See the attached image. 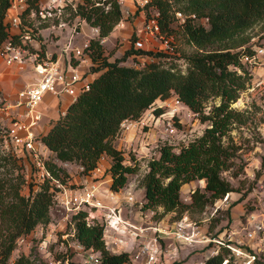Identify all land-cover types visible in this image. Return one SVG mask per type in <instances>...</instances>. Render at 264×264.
<instances>
[{
  "label": "trees",
  "instance_id": "obj_1",
  "mask_svg": "<svg viewBox=\"0 0 264 264\" xmlns=\"http://www.w3.org/2000/svg\"><path fill=\"white\" fill-rule=\"evenodd\" d=\"M9 4L10 0H0V45L14 37L9 34L5 18ZM149 8L158 12L160 32L167 34L172 32L176 12L184 16L182 32L194 47L193 52L183 56L184 70L174 64L165 65L162 52L140 48L129 53L151 56L142 67L123 65L119 59L109 61L100 41L122 19L118 0H83L77 7L73 16L98 29V37L90 40L87 50L91 71L96 75L90 80L89 89L81 92L44 134L35 137L50 152L42 157L49 176L40 178L36 190L29 188L28 195L21 193L26 180L19 156L13 152L0 156V264H9L20 237L38 225L49 224L55 195L60 190L55 180L66 185L69 178L62 163H75L82 174H88L107 156L109 189L117 192L125 186L127 175L136 172L138 166L123 163V152L114 145V139L123 121L137 120L156 100L175 96L208 125L187 144L176 147L164 143L159 147L158 157L148 162V170L140 181L144 189L142 207H162L163 213L174 212L179 219L184 209H201L235 190L222 173L234 165L237 147L231 139L225 143L223 137L233 123L243 122L242 113L230 106L251 79L247 63L242 60L254 53L247 31L263 23L264 40V0H151L144 7L145 18L150 17ZM216 98L219 103L211 105L206 113V104ZM162 112L161 107L153 109L154 116ZM194 180H202L204 186L193 189L190 204H184L180 199L181 186ZM87 215V210L71 215L78 244L84 250L99 252L98 264L128 263L130 254L112 252L104 239V224L99 221L87 225ZM245 248L251 252V248ZM12 264L47 262L31 246L28 254H20ZM202 264L235 263L230 250L220 246Z\"/></svg>",
  "mask_w": 264,
  "mask_h": 264
},
{
  "label": "rangeland",
  "instance_id": "obj_2",
  "mask_svg": "<svg viewBox=\"0 0 264 264\" xmlns=\"http://www.w3.org/2000/svg\"><path fill=\"white\" fill-rule=\"evenodd\" d=\"M141 10L143 13L140 12ZM128 11L122 12L124 24H119V22V25L116 24L107 37L101 39L104 54L108 56V60L119 59L123 65L142 67L151 59V56L129 53L137 50L134 47V42L139 40L143 44L140 49H147L154 53L162 52L164 56L161 61L166 62L165 65L174 64L184 70L183 56L193 52L194 47L186 41L182 32V18L175 14L171 33L160 32L150 35L143 31L146 10L134 7L130 8L132 12L127 13ZM155 12V9L149 8L150 15ZM182 17L184 16L182 15ZM262 28L263 23H258L247 31L250 37L249 44H251L254 53H257L256 50L260 48L264 50ZM83 30L84 33H89V25L85 24ZM83 36V34L77 36V41ZM63 37L67 38V31ZM166 37L170 38V48L168 49H165L163 45V40ZM50 38L54 41L57 37L50 35ZM246 67L251 75L250 83L230 106L242 113L243 122L233 123L228 135L223 137L225 143L232 142L237 147L236 158L233 160L234 165L222 173L235 190L207 203L201 209L191 206L184 209L181 214V217L187 216L188 220L194 223V230L199 232V235L205 233L214 241L205 245H186L171 239H159V250L154 264H202L204 259L210 255V251L218 249L220 246L216 240L226 242L229 238H232L231 245H238L237 242L241 240L245 247L251 248L256 263L264 264V167L261 168V160L264 157V51L256 57L254 63H247ZM23 74L29 76L16 66L3 67L0 65V100L2 99V102H16L17 91L24 85L23 76L25 75ZM174 98L175 96L167 98V102L164 104L160 100H156L137 120H134L137 122L136 124L128 127L127 125L120 126L121 130L118 137L114 139V145L123 152V163L137 164L138 169L127 175V182L122 189L117 191L118 194L115 195L114 192L111 193L107 189L103 174H97L94 177H91L93 171L82 174L81 167L75 163L61 164L69 174L65 186L78 187L90 181H101L96 182L99 197L105 204L118 207L123 217L129 222L142 226H158L162 229L174 228L181 217L178 219L174 212L163 213L162 207L143 208L144 189L140 185L142 177L148 170V162L158 157V149L162 144L168 143L176 147L187 144L200 136L208 125L207 122H201L187 106L181 102L176 103ZM218 103V98L209 101L206 104L205 112L208 113L211 105ZM158 104L161 105L163 112L159 116H154L153 109ZM172 109H175L174 113H170ZM10 111L13 112L11 114H16L13 110ZM10 118L11 116L0 113V156L7 152H13L20 157L19 161L23 165V174L26 180L21 188V193L28 195L29 188L37 189L42 173L35 165L29 151L27 152L20 146L15 147L8 137L7 130L12 122ZM21 119L24 120L23 117ZM46 129L47 121L40 120L33 126L34 136H39ZM171 129L175 130L171 132ZM177 150L176 148L175 151ZM36 151L40 157L48 154L42 153V155L38 149ZM98 163L102 164L100 160ZM0 170L2 169L0 168ZM236 171L238 173L233 175V172ZM259 171L260 174L257 176ZM104 173L106 174L105 171ZM87 175L90 178L85 181ZM203 186L202 180L184 184L180 189L181 201L184 204H190L191 191ZM127 194L132 195L133 201L127 200ZM50 213L49 224L38 225L28 235L17 240L15 249L9 258V264H12L20 254H28L31 246L36 247V251L47 264H58L59 262L84 264L85 251L81 249L74 237L72 213L66 211L57 199L53 203ZM87 216V221L97 223L100 220L101 212L92 211ZM252 218H255L254 223H248V219L251 221ZM256 223L261 227L260 230L255 227ZM247 229L256 230L255 237L250 241L245 237ZM147 232L150 233V231ZM230 234L232 237H229ZM145 241L146 238H133L118 231L109 232V237H105V242L112 252L126 251L130 254V261L126 264H142L143 256L140 249Z\"/></svg>",
  "mask_w": 264,
  "mask_h": 264
},
{
  "label": "built area",
  "instance_id": "obj_3",
  "mask_svg": "<svg viewBox=\"0 0 264 264\" xmlns=\"http://www.w3.org/2000/svg\"><path fill=\"white\" fill-rule=\"evenodd\" d=\"M150 1L132 0V3L135 7L144 8ZM82 3L83 0H32V2L30 0H10L6 11L8 31L14 37L0 45V58L6 66H16L25 71L31 79L25 81L24 85L18 89L16 102L4 103L2 99L0 100V113L11 116L12 122L7 130V135L15 147L20 146L30 152L35 165L41 170V177L49 176V173L44 167L43 156H39L33 144L35 138L33 126L41 119L39 104L44 101L47 95L55 97L67 95L71 101L76 100L81 92L89 89V82L96 75L90 71L92 61L87 50L90 40L98 37V29L89 26V33H83L86 21L77 15L73 16L77 12V7ZM176 15H179L182 21L184 20L180 12H176ZM157 16L158 12L156 11L149 18H145L143 24L145 33L150 35L160 33ZM191 16L194 17L193 14ZM66 31L65 43L58 49L59 40L57 38H61ZM80 33L84 36L77 41V36L81 35ZM50 35L57 38L53 41ZM49 42L53 45H48ZM163 45L165 49L170 48L169 37L163 40ZM134 47L142 48L143 44L136 40ZM263 51L260 48L256 50L257 53L243 56L242 60L249 64L254 63L256 57ZM174 100L176 103H180L177 98ZM160 101L164 104L167 99ZM158 107L161 105L158 104ZM10 110L16 114H11L13 112ZM174 111L175 109H172L170 113H174ZM61 114H64V111ZM22 117L24 120L21 119ZM136 123L134 120H125L121 126L127 125L128 127ZM55 182L60 188L55 198L66 211L72 214L80 210H87L88 214L92 211L101 212L98 221L104 224V239L109 237V232L112 231L128 234L133 238H146L140 249L143 256L142 264H154L159 250V239H171L186 245H205L214 241L205 233L199 235V232L194 230V223L188 220L187 216H182L172 229L142 226L129 222L123 217L118 207L103 202L97 194L96 181H90L78 187L65 186L56 180ZM126 196L128 201H133L132 195L127 194ZM87 217L85 218L87 225L95 224L87 221ZM254 219L252 218L251 221L248 219V223H254ZM255 227L257 230L261 229L257 223ZM255 231V229H247L246 239L252 240L255 237ZM229 237H232L231 234ZM230 240L232 238L226 242L219 240L216 242L230 250V256L234 257L235 264H255V255L245 248L241 240L237 242L238 245H231ZM81 249L83 248L81 247ZM218 249H213L209 254L217 253ZM84 251V264H98L99 252L92 249Z\"/></svg>",
  "mask_w": 264,
  "mask_h": 264
},
{
  "label": "crops",
  "instance_id": "obj_4",
  "mask_svg": "<svg viewBox=\"0 0 264 264\" xmlns=\"http://www.w3.org/2000/svg\"><path fill=\"white\" fill-rule=\"evenodd\" d=\"M118 2L120 4L121 11L123 13L125 12V10L126 11L127 10L130 11V8H134L135 7L133 5V3H132V0H118ZM129 11L127 13H129ZM130 12H132V11H130ZM140 12L143 13L142 10ZM119 24H124L123 18H122V20L120 21ZM117 27H119V26H117ZM83 33H84V31H83ZM80 34L82 35V33H80ZM57 39L59 40L58 41V46H57V48L59 49V48H61L64 45L65 39H64L63 36L61 38L59 37ZM48 45L52 46L53 43H50L49 42ZM0 65H2L3 67H10V66H6L3 63V61H2L1 58H0ZM23 75H25V74H23ZM23 78H24L23 79L24 82L31 79L27 75L23 76ZM71 102H72L71 99L67 95H60L58 97L51 96V95H47L45 97L44 101L39 104L38 109L41 112V119L40 120H42V121L43 120H46L47 121V129L43 133H40V135L41 134H44L50 128L51 124L58 119V117L60 116L61 112L64 111ZM33 144L35 146V149H38V151H40V154H42V153L43 154L44 153L45 154L48 153L47 155H49V153H50L49 150L43 144H41L40 141L37 140L36 138H34ZM43 157H46V156H43ZM100 161L102 162V164L101 163H98V166L94 170H92L93 171L92 172L93 173V176H91V177H94V175H97V174L98 175H102L103 174L105 176V180L104 181L107 183V189L111 193H113L109 189V185L111 183V178H110V176H109L108 173H106V174L104 173V171L108 168V166L110 164V159L107 156H103L100 159ZM85 178H86L85 179V181H86V180H88L90 178V176L87 175ZM96 182H101V181H97L96 180ZM114 194L116 195V194H118V192H114Z\"/></svg>",
  "mask_w": 264,
  "mask_h": 264
}]
</instances>
